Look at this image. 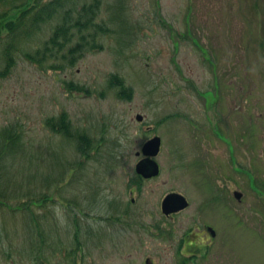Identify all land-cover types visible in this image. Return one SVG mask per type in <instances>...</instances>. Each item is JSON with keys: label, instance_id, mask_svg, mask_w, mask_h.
<instances>
[{"label": "rangeland", "instance_id": "rangeland-1", "mask_svg": "<svg viewBox=\"0 0 264 264\" xmlns=\"http://www.w3.org/2000/svg\"><path fill=\"white\" fill-rule=\"evenodd\" d=\"M49 1L7 72L0 43V264H173L204 223L217 236L197 264H264V0H99L101 47L54 66L26 53L92 0L0 12ZM62 112L84 154L47 124ZM154 134L160 171L139 179ZM172 190L189 204L165 215Z\"/></svg>", "mask_w": 264, "mask_h": 264}, {"label": "trees", "instance_id": "trees-1", "mask_svg": "<svg viewBox=\"0 0 264 264\" xmlns=\"http://www.w3.org/2000/svg\"><path fill=\"white\" fill-rule=\"evenodd\" d=\"M51 3L53 1L40 4L39 10L30 17H26V14L34 3L10 6L13 7L11 8L14 10L13 14H8L7 10L10 8L0 12V43H2L1 39L5 43L3 47L5 63H3L2 72H7L13 65L12 49H14L16 42L23 39L31 31L36 21L50 19L55 14L60 4L50 6ZM98 4L99 0L82 3L75 16H71L70 12L65 10L60 16V20L53 26L49 37L44 40L42 47L35 49L34 53L27 52V58L37 64L49 60L50 66H54L60 61L65 64H73L77 57L88 48L101 47L97 35H102L109 29L107 25L94 20ZM112 76L110 82L113 84L117 81L119 86L124 88L122 80L115 74ZM47 124L54 127L57 132H61L63 136L73 140L78 152L85 153L87 148L84 147V144L89 142L88 136L79 128L73 129L64 112L57 118H48ZM137 177L141 179L139 175Z\"/></svg>", "mask_w": 264, "mask_h": 264}, {"label": "water", "instance_id": "water-1", "mask_svg": "<svg viewBox=\"0 0 264 264\" xmlns=\"http://www.w3.org/2000/svg\"><path fill=\"white\" fill-rule=\"evenodd\" d=\"M143 116L140 113L136 114V119L141 120ZM161 138L159 135L154 134L147 140H145L140 148L143 157H141L135 163V172L144 178L156 176L159 173V163L153 158L160 148ZM137 151V154L140 152ZM241 193L235 192V196L240 197ZM188 199L186 196L178 191L167 192L161 200V210L164 214H169L177 210L183 209L188 205ZM208 231L213 236L215 230L212 226L207 225ZM148 264V261L145 262Z\"/></svg>", "mask_w": 264, "mask_h": 264}, {"label": "flooded vegetation", "instance_id": "flooded-vegetation-1", "mask_svg": "<svg viewBox=\"0 0 264 264\" xmlns=\"http://www.w3.org/2000/svg\"><path fill=\"white\" fill-rule=\"evenodd\" d=\"M159 168H160V166H159ZM159 171H160V169H159ZM139 176L142 177L141 175H139ZM142 178H144V177H142ZM172 191H174V190H172ZM188 202H189V200H188ZM180 210H182V209H180ZM178 211L179 210H177L175 212H178ZM175 212H172V213H175ZM172 213H169V214H172ZM169 214H165V215H169ZM207 225L212 226L209 223H204L202 226V229L198 228L195 231L189 230L184 235H182V239L177 240L178 243L176 245L175 250L173 251V254L175 255V253H177L179 255L178 257H180V258H179L178 262L177 261L173 262V264H197V260H198L197 258L200 259V258L207 256L208 252L211 250V248H210V247H212L211 244L214 242V240L217 236L215 228L212 226L215 230V234L212 236L211 233L207 229ZM160 231H163V229L161 228ZM167 232H169V231H167ZM146 261H148V264H154V259L150 256H145L142 264H145Z\"/></svg>", "mask_w": 264, "mask_h": 264}]
</instances>
